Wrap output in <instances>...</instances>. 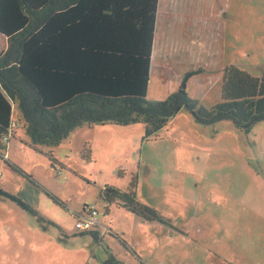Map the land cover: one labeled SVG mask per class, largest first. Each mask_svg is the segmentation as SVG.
<instances>
[{
  "label": "rangeland",
  "instance_id": "rangeland-1",
  "mask_svg": "<svg viewBox=\"0 0 264 264\" xmlns=\"http://www.w3.org/2000/svg\"><path fill=\"white\" fill-rule=\"evenodd\" d=\"M6 48L0 36V54ZM230 65L262 77L264 0L159 1L148 102L166 100L196 71L189 97L209 109ZM26 141L20 126L9 144ZM86 144L91 163L81 157ZM20 148L5 158L10 166L0 158V188L31 212L0 200V264H106L110 255L120 264H264V122L243 133L231 121L201 125L183 109L149 141L143 125H85L53 149L61 175L46 148ZM133 176L138 202L164 224L114 205L105 215L102 189L126 190ZM90 204L113 227L95 231L106 234L101 243L75 230L74 212Z\"/></svg>",
  "mask_w": 264,
  "mask_h": 264
},
{
  "label": "trees",
  "instance_id": "trees-1",
  "mask_svg": "<svg viewBox=\"0 0 264 264\" xmlns=\"http://www.w3.org/2000/svg\"><path fill=\"white\" fill-rule=\"evenodd\" d=\"M159 1L0 0V36L7 42L0 54V158L8 166L2 139L8 135L14 106L17 122L26 130L24 146L39 154L46 148L54 170L59 163L53 149L85 125H143L144 140L149 141L183 109L201 125L231 121L243 133L264 122V73L256 78L233 65L223 68L220 102L209 109L189 97L196 71L185 73L177 92L166 100L147 101ZM81 157L92 162L89 144ZM137 185L136 176L126 190L106 185L100 193L105 215L114 205L145 222L164 224L161 213L138 202ZM3 198L31 212L0 188ZM88 207L74 213L75 218ZM78 234L98 239L96 232ZM106 264L120 263L110 255Z\"/></svg>",
  "mask_w": 264,
  "mask_h": 264
},
{
  "label": "built area",
  "instance_id": "built-area-1",
  "mask_svg": "<svg viewBox=\"0 0 264 264\" xmlns=\"http://www.w3.org/2000/svg\"><path fill=\"white\" fill-rule=\"evenodd\" d=\"M20 127V124L17 121H12L10 123L8 135L2 139L3 144H8L10 140V135ZM59 175H61V170H56ZM99 211L98 209L93 206L89 205L88 210L81 216H77L76 223H75V230L77 232H95L98 231L102 226L99 221ZM75 218V216H74Z\"/></svg>",
  "mask_w": 264,
  "mask_h": 264
},
{
  "label": "crops",
  "instance_id": "crops-1",
  "mask_svg": "<svg viewBox=\"0 0 264 264\" xmlns=\"http://www.w3.org/2000/svg\"><path fill=\"white\" fill-rule=\"evenodd\" d=\"M156 25H157V22H156ZM156 33V32H155ZM154 43H155V39H154ZM153 51H154V46H153ZM153 56V55H152ZM151 69H152V66H151ZM163 69V68H162ZM161 71H163V70H160L159 68L157 69V72H159V74H161ZM151 73H152V70H151ZM153 74V73H152ZM166 74V73H165ZM150 80L152 81V77L150 78ZM162 81V80H161ZM149 88H150V84H149ZM148 92H149V89H148ZM14 135H16V130H15V133H14ZM10 142V141H9ZM21 146H24V144H6L5 145V147H6V150H5V152H4V159L5 158H7V157H9V158H13L14 156H15V154H16V152H20V151H22L21 150ZM24 147H26V146H24ZM27 148V147H26ZM90 205H92V204H90ZM75 213V212H74ZM76 213H81V211L80 212H76ZM110 213V212H109ZM74 215V214H73ZM130 215H132V214H130ZM101 225H102V227L101 228H103V229H107V231H111V230H113V227L110 225V224H106V222H102V223H100ZM110 225V226H109ZM102 229V230H103ZM106 235V234H105ZM105 235L104 236H101L100 235V233H97V243H101L102 241H103V239H104V237H105ZM124 240V239H123ZM126 242V241H125ZM84 262H85V259L83 260V264H84Z\"/></svg>",
  "mask_w": 264,
  "mask_h": 264
}]
</instances>
